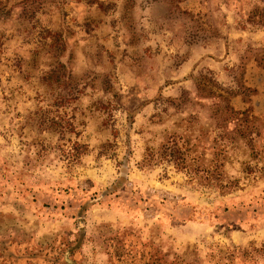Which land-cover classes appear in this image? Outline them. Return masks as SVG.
Returning <instances> with one entry per match:
<instances>
[{"label": "rangeland", "instance_id": "obj_1", "mask_svg": "<svg viewBox=\"0 0 264 264\" xmlns=\"http://www.w3.org/2000/svg\"><path fill=\"white\" fill-rule=\"evenodd\" d=\"M263 245L264 0H0V264Z\"/></svg>", "mask_w": 264, "mask_h": 264}, {"label": "trees", "instance_id": "obj_2", "mask_svg": "<svg viewBox=\"0 0 264 264\" xmlns=\"http://www.w3.org/2000/svg\"><path fill=\"white\" fill-rule=\"evenodd\" d=\"M211 87H213V86H211ZM216 91H217L218 95L227 94L226 91H224L223 89L218 88ZM236 98H237L236 96H232L230 98V101H229L232 114H237L238 116H245V121L246 120H252L253 121L254 120L253 118L256 115L254 110L249 109L247 106H245V108L237 107L236 102H235ZM245 104H248V103L245 101ZM257 256L264 258V245L258 249L251 248L248 251L245 250V263H247V264L257 263L256 262Z\"/></svg>", "mask_w": 264, "mask_h": 264}]
</instances>
